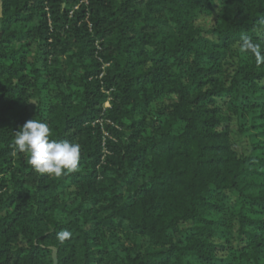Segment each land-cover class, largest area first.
<instances>
[{"label":"trees","instance_id":"trees-1","mask_svg":"<svg viewBox=\"0 0 264 264\" xmlns=\"http://www.w3.org/2000/svg\"><path fill=\"white\" fill-rule=\"evenodd\" d=\"M244 37L264 58V0H0V264H264ZM35 118L81 146L75 171L14 149Z\"/></svg>","mask_w":264,"mask_h":264},{"label":"clouds","instance_id":"clouds-1","mask_svg":"<svg viewBox=\"0 0 264 264\" xmlns=\"http://www.w3.org/2000/svg\"><path fill=\"white\" fill-rule=\"evenodd\" d=\"M244 45L247 51L257 57L258 62L264 59L258 50L259 46L249 38L244 37ZM51 137L52 132L46 122L31 119L15 132L13 147L28 155V163L35 172L60 178L66 172L77 169L81 146L75 142L57 141ZM67 235L68 233L64 232L61 238Z\"/></svg>","mask_w":264,"mask_h":264},{"label":"rangeland","instance_id":"rangeland-1","mask_svg":"<svg viewBox=\"0 0 264 264\" xmlns=\"http://www.w3.org/2000/svg\"><path fill=\"white\" fill-rule=\"evenodd\" d=\"M199 24L201 25V26H204V27H209L210 26V21H208V20H206L205 18H203V17H201L200 19H199ZM235 139H236V142H237V145H239L240 146V150L242 151V152H246L247 150H248V143H247V141H245V140H240L239 138H238V136H236V131H235Z\"/></svg>","mask_w":264,"mask_h":264},{"label":"built area","instance_id":"built-area-1","mask_svg":"<svg viewBox=\"0 0 264 264\" xmlns=\"http://www.w3.org/2000/svg\"><path fill=\"white\" fill-rule=\"evenodd\" d=\"M81 4H85V5H87L88 2H87V1H82ZM78 9H79V6L75 8V10H78ZM71 15H73V13H71ZM96 46H97L98 51H100L101 48H100L99 43H97ZM108 107H109V104L107 103V104H106V108H108Z\"/></svg>","mask_w":264,"mask_h":264}]
</instances>
